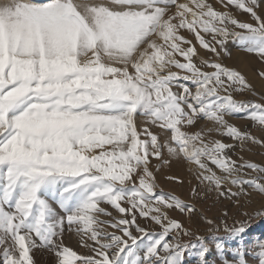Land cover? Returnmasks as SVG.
Segmentation results:
<instances>
[{"label":"snow or ice","instance_id":"snow-or-ice-1","mask_svg":"<svg viewBox=\"0 0 264 264\" xmlns=\"http://www.w3.org/2000/svg\"><path fill=\"white\" fill-rule=\"evenodd\" d=\"M230 45L264 64V0H0V264H264Z\"/></svg>","mask_w":264,"mask_h":264},{"label":"rangeland","instance_id":"rangeland-1","mask_svg":"<svg viewBox=\"0 0 264 264\" xmlns=\"http://www.w3.org/2000/svg\"><path fill=\"white\" fill-rule=\"evenodd\" d=\"M242 18H247L246 14ZM232 56L231 58L225 57V64L239 70L246 78L255 86L257 93H264V80H261L257 75L258 69H264V64H262L255 56L248 55L247 53L238 50L235 46L230 45ZM256 99V97H250ZM233 122L237 124L242 130H251L258 137L262 135L261 130L258 126L254 125L250 119H244L240 117H234ZM246 158L253 160L254 162L264 161V148L259 146H252L250 151L244 153ZM178 176L184 180L183 184L172 183L167 177L168 176ZM158 182L165 191H174L177 194L182 195L184 198H187L189 195V184L188 180L190 179L189 173L182 165H173L172 168L165 169L160 172L157 176ZM209 202H201L200 207L207 212L209 216L216 215V209L213 208L212 211H208L210 205ZM264 231V227L258 228L255 230V235H259ZM206 238H210L207 233ZM66 242H68V237H66ZM82 251V250H81ZM38 259H40L38 257ZM209 259L212 261V264H216L215 253L212 254Z\"/></svg>","mask_w":264,"mask_h":264},{"label":"bare ground","instance_id":"bare-ground-1","mask_svg":"<svg viewBox=\"0 0 264 264\" xmlns=\"http://www.w3.org/2000/svg\"><path fill=\"white\" fill-rule=\"evenodd\" d=\"M68 242H69V240H68ZM70 243L72 244V246H75V240L74 239L71 240Z\"/></svg>","mask_w":264,"mask_h":264}]
</instances>
